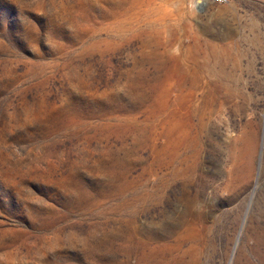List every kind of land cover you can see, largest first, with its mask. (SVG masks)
Wrapping results in <instances>:
<instances>
[{
	"label": "rangeland",
	"instance_id": "obj_1",
	"mask_svg": "<svg viewBox=\"0 0 264 264\" xmlns=\"http://www.w3.org/2000/svg\"><path fill=\"white\" fill-rule=\"evenodd\" d=\"M0 0V264H264V0Z\"/></svg>",
	"mask_w": 264,
	"mask_h": 264
},
{
	"label": "built area",
	"instance_id": "obj_2",
	"mask_svg": "<svg viewBox=\"0 0 264 264\" xmlns=\"http://www.w3.org/2000/svg\"><path fill=\"white\" fill-rule=\"evenodd\" d=\"M228 0H210V2L212 3H216V4H224L226 3Z\"/></svg>",
	"mask_w": 264,
	"mask_h": 264
},
{
	"label": "bare ground",
	"instance_id": "obj_3",
	"mask_svg": "<svg viewBox=\"0 0 264 264\" xmlns=\"http://www.w3.org/2000/svg\"><path fill=\"white\" fill-rule=\"evenodd\" d=\"M199 2H202V1L199 0V1L197 2V6H198V7H203V6H205V5L207 4V1H204L202 4L199 3Z\"/></svg>",
	"mask_w": 264,
	"mask_h": 264
}]
</instances>
